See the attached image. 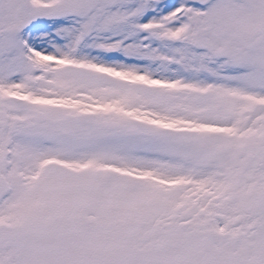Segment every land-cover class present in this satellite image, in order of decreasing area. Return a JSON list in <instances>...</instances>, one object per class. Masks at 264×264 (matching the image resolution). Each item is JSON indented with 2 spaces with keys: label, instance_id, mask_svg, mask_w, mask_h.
Wrapping results in <instances>:
<instances>
[{
  "label": "snow or ice",
  "instance_id": "snow-or-ice-1",
  "mask_svg": "<svg viewBox=\"0 0 264 264\" xmlns=\"http://www.w3.org/2000/svg\"><path fill=\"white\" fill-rule=\"evenodd\" d=\"M0 264H264V0H0Z\"/></svg>",
  "mask_w": 264,
  "mask_h": 264
}]
</instances>
